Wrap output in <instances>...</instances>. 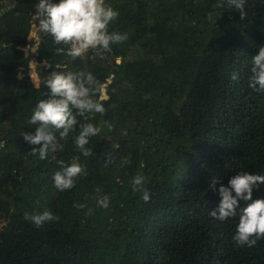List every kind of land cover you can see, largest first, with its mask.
I'll return each mask as SVG.
<instances>
[{"label": "trees", "instance_id": "trees-1", "mask_svg": "<svg viewBox=\"0 0 264 264\" xmlns=\"http://www.w3.org/2000/svg\"><path fill=\"white\" fill-rule=\"evenodd\" d=\"M38 3L0 0V264H264V239L235 244L239 216L209 214L235 174L264 175V92L248 86L264 46V0H247L243 20L226 0H106L119 13L109 31L128 39L104 58L90 50L72 61L40 32L36 87L25 47ZM54 71L91 72L106 85V111L88 121L102 127L89 157L74 134L63 141L57 132L63 150L45 160L23 138L35 133L29 120ZM75 156L87 175L60 192L58 161ZM137 175L147 203L132 190ZM105 195L109 207H99ZM261 198L264 185L253 189ZM44 211L60 220L37 227L24 219Z\"/></svg>", "mask_w": 264, "mask_h": 264}, {"label": "clouds", "instance_id": "clouds-1", "mask_svg": "<svg viewBox=\"0 0 264 264\" xmlns=\"http://www.w3.org/2000/svg\"><path fill=\"white\" fill-rule=\"evenodd\" d=\"M226 3L228 8L239 12L242 20L245 19L247 0H226ZM35 7L33 18L38 21V31L50 36L55 45L60 46L55 49L57 54L66 55L72 61L84 57L90 50L94 51L96 56L104 58L106 53L112 51L111 45L128 39L127 34L109 31L110 24L118 19L119 13L107 5L106 0H59L58 3L53 0H39ZM214 7H223V4ZM211 18L210 13L209 19ZM34 39L35 46L32 51H36L41 43L38 37ZM119 62L117 60V63ZM33 65L30 64V67ZM56 67L61 68V65L57 64ZM231 79L237 81L239 73L233 72ZM248 86L264 92V46L259 47L258 54L252 59ZM46 87L49 89L47 98L38 102L29 120L31 125H36L35 133L23 134L26 142L38 146L32 148L31 155L45 160L50 152L54 153L58 148L63 150V145L58 144V132L59 140L63 141H67L70 134H74L73 141L79 153L84 157L91 156L92 149L87 145L92 137L102 131V127L88 121L94 118L95 114L105 113L106 85L99 82L91 72L54 71L47 78ZM78 117L83 118L84 122ZM107 127L111 131L113 126L108 124ZM4 143L0 142V148L4 147ZM114 147L118 148L119 145ZM127 162L126 159L123 161L125 164ZM58 163L62 170L55 173L53 180L54 186L60 192L73 189L78 178L87 175V169L80 163L79 156L73 157L70 164L66 165L63 160ZM144 182L145 177L142 175L135 176L131 181L133 192H142L141 198L147 203L151 197L144 187ZM216 184L217 180H213V189ZM261 185H264V175L245 171L235 174L227 186L221 185L218 189L221 199L217 208L209 214L221 222L239 216L233 236L237 246L251 248L264 239V198L253 199V189H259ZM241 201H245L246 206L241 207ZM97 205L108 208L109 197H98ZM74 207L85 206L74 204ZM92 211L89 209L88 214ZM24 219L41 227L48 222H58L60 217L50 211H44L42 214L26 212Z\"/></svg>", "mask_w": 264, "mask_h": 264}, {"label": "rangeland", "instance_id": "rangeland-1", "mask_svg": "<svg viewBox=\"0 0 264 264\" xmlns=\"http://www.w3.org/2000/svg\"><path fill=\"white\" fill-rule=\"evenodd\" d=\"M30 42L25 47V52L27 55H30L29 65H28V73L31 76V79L35 83V85H39L41 82L40 71L38 65L42 64L37 58L38 49L36 51H32V48L35 46V39L38 37L40 39V32L38 31V21L34 20L33 27L30 33ZM33 38V39H31ZM30 64H34L33 67H30ZM25 69H21L20 76L25 74ZM107 96V93H106Z\"/></svg>", "mask_w": 264, "mask_h": 264}]
</instances>
